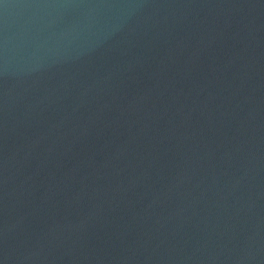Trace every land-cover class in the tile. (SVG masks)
I'll list each match as a JSON object with an SVG mask.
<instances>
[{
    "label": "water",
    "instance_id": "95a60500",
    "mask_svg": "<svg viewBox=\"0 0 264 264\" xmlns=\"http://www.w3.org/2000/svg\"><path fill=\"white\" fill-rule=\"evenodd\" d=\"M0 264H264V0H0Z\"/></svg>",
    "mask_w": 264,
    "mask_h": 264
}]
</instances>
